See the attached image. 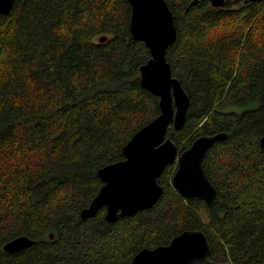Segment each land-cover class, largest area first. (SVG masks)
I'll return each mask as SVG.
<instances>
[{
	"label": "trees",
	"instance_id": "16d2710c",
	"mask_svg": "<svg viewBox=\"0 0 264 264\" xmlns=\"http://www.w3.org/2000/svg\"><path fill=\"white\" fill-rule=\"evenodd\" d=\"M167 2L178 33L167 61L191 100L167 138L186 150L228 136L203 160L212 208L175 190V163L151 209L81 219L103 186L99 170L124 160L160 114L141 85L151 53L131 36L128 0H16L0 13V264H130L187 230L212 247L193 264H264V0ZM20 236L35 243L5 252Z\"/></svg>",
	"mask_w": 264,
	"mask_h": 264
},
{
	"label": "water",
	"instance_id": "95a60500",
	"mask_svg": "<svg viewBox=\"0 0 264 264\" xmlns=\"http://www.w3.org/2000/svg\"><path fill=\"white\" fill-rule=\"evenodd\" d=\"M16 0H0V13L9 14ZM199 0H192L195 3ZM222 6L226 0H211ZM255 1V0H251ZM132 12L131 36L146 44L150 60L141 69V85L159 98L160 114L137 131L124 146V160L99 170L103 183L90 205L81 212L86 221L103 208L106 220L114 223L119 217H133L151 209L161 199L164 188L158 183L169 165L178 164L172 178L175 190L184 199H198L212 208L217 190L207 177L203 160L216 144L227 140L226 133L201 136L186 150H180L167 138L171 126L181 129L187 118L191 100L181 81L172 74L167 52L177 41V27L167 0H128ZM107 37L100 38V42ZM264 149V127L260 141ZM54 236L51 235V238ZM35 243L27 236L17 237L4 245V251L16 254ZM212 247L201 230H187L165 246L144 248L130 264H193L205 261Z\"/></svg>",
	"mask_w": 264,
	"mask_h": 264
}]
</instances>
